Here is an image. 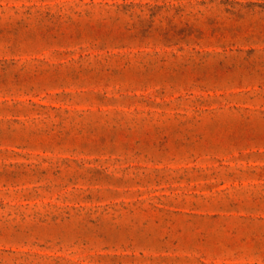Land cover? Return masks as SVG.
I'll list each match as a JSON object with an SVG mask.
<instances>
[{
	"label": "rangeland",
	"instance_id": "obj_1",
	"mask_svg": "<svg viewBox=\"0 0 264 264\" xmlns=\"http://www.w3.org/2000/svg\"><path fill=\"white\" fill-rule=\"evenodd\" d=\"M0 264H264V0H0Z\"/></svg>",
	"mask_w": 264,
	"mask_h": 264
}]
</instances>
